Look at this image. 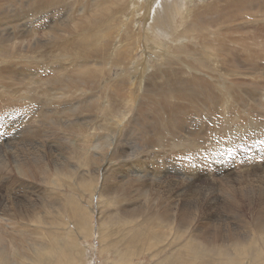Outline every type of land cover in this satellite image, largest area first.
Listing matches in <instances>:
<instances>
[{
	"label": "bare ground",
	"instance_id": "6f19581e",
	"mask_svg": "<svg viewBox=\"0 0 264 264\" xmlns=\"http://www.w3.org/2000/svg\"><path fill=\"white\" fill-rule=\"evenodd\" d=\"M11 1L12 0H0V13L2 12V9L6 6V4ZM21 1L22 2L20 4V1L19 3H17L18 1L15 0L16 3L14 4V6L16 7L18 4H20V6L24 9L23 10L24 12L25 10H27L25 9L26 5L30 6L31 7V8L29 7L30 10H33L34 12L36 11L40 12L36 9L38 8L39 10L44 11V8L46 9L50 7L48 6L47 3H51V1L49 0H21ZM38 1L41 4L38 5L37 4ZM75 1L78 3L80 0H75ZM119 1L121 0H114L112 1L113 4H110L111 2L110 0H97L95 7L90 8V11L94 10L92 14H86L84 17L82 18L80 17L79 19L77 18V15H73L72 16L73 17L72 19H74V22H72L73 25H68L66 27L67 29H61V30L59 29L58 33L55 34L57 36L56 38H59L62 36L64 37L65 35L68 36V34H70L71 38L73 39L72 37L73 33H74L73 36L78 35L79 37L77 41H72L71 44H68L69 47L67 48L64 47L66 46L65 42L67 41V36L65 39L62 38L63 44L60 45V48H59L60 49L59 53H63L64 51L69 49L67 52L69 53L73 61L79 59V58L76 59L75 55L76 57L78 56L82 58L81 61L78 60L79 64H78L77 69H73V71L71 70L65 71L68 73V77H69V80L67 81V83H66V80L64 81L65 84L63 86L66 97H69L72 95H75V96H72L71 99H68L65 102H57V103L52 102L54 109L51 110V112L44 111L42 113V117L43 116L46 117L47 115H49V118L48 116L46 117L48 118L47 122L48 120H52V119L55 120L54 122H51L50 129L45 127L46 130H43V131L48 133V135H45L44 137L46 141L50 143L49 146L50 147L52 146V149H51L52 151L50 153H54V152L59 153V155L56 153V156H57L56 159L53 158V160H48V159H45L43 155L41 156H43L44 158L38 159L37 157L36 158L34 157V159H31L33 155L31 154L32 156H30L29 158V155H30L29 154L28 158L25 155L24 156L28 160L31 159V161H24V162L19 161V162L14 163L15 160H12L13 159L12 157L10 158L6 157V155L3 157V160L1 161L3 165L1 164L2 166L0 168V264H75L76 262H80L81 264L82 262L86 261L85 259L86 248L82 243H79L78 240L80 241V239L82 238H89L92 236L94 232L93 230L94 229V226H93L94 214L92 212H94V210L91 204L89 205V207L83 204L84 198L87 194L83 192L82 186L79 185L78 187H76V184L73 182L72 179H70L72 175L68 173L67 178L62 180L59 177V173H58V170L62 168L70 169V171L73 173L76 169L81 168V167L84 168L83 171H85L86 174H89V175L97 174L96 181L100 179V176L103 177L102 183H99V182L95 183L93 189L91 190L93 194L97 193L101 197H104L105 194L107 193L106 204L109 207H106V209L114 207L117 210V212L120 214L130 213L129 215L130 220H126L122 216L118 217L116 215L115 217V218H119L122 221L123 225L125 224L124 228L120 226L115 227V225H113L114 218L112 220L108 219L110 215L113 213V211H110V210H108L103 215V217L105 216V219L104 221H101V223H99V226H98L99 228L98 231L100 232L99 238L102 243V249L104 248L103 243L105 245L108 244L105 241V238H107L108 236L114 237L118 235V239L110 240V242H112L111 244L109 243L111 247H116L119 244L120 245L124 244V247L126 246V244H129V246L134 245L136 243L138 244V247L136 249L128 247L129 249L126 248V250L122 253V257L123 256L127 257V254H130V257L126 260L125 264L128 263L132 255L134 254L136 256L138 254L140 255L142 251L151 249L158 242H163L162 240L156 238L153 235V233L155 235H158L157 233L154 232L156 231L155 227L156 226L158 227V225H160V221L163 220L162 217H164L161 214L162 213L161 208L158 209L160 210L161 213L155 210V207L150 211H147V208H144V207L139 209L138 213L140 214V217H144L143 222L134 221L136 219L135 213L137 212L136 205H135V208L129 207V206H127L129 207L128 209L127 207L123 208V206L127 205L130 199L134 196L133 193H135L136 195L138 192L142 193L145 188L147 189H146V192L145 191L144 192L147 194L148 192H151L152 189L157 192V194L155 195L156 197L153 196L151 198H148L149 200H153L157 198L158 202H161L162 201L161 197L164 199L165 206L168 211V213L166 212L168 214L167 217L173 225L176 224L175 226H177L178 224V226L180 225L182 228H185V232L189 231V233H191L189 235L190 236L189 242L182 244L181 247L179 246L178 248L172 249L174 250L172 251V254L169 256H165V261H164L165 264H244L246 261H248L247 264H263L264 263V249H262L261 245L254 243V240H253L254 237L256 236L255 229L258 228L259 237L261 240L264 241V218L260 217L262 211H259V214L256 212L258 210V206H257L258 204L256 205L252 201L246 203L244 200L245 206L250 207L252 205V207H256L257 210L254 212H251L252 215L251 217H249V219H247L245 215L243 216L241 214L238 225L236 224V226L233 227V229H237V230H234V232L232 231L233 230L232 228L225 229L221 225L216 226L217 223L216 224L214 223V226H215L214 228L212 226L213 225V222H212L213 219H211L212 217L207 216L201 210V206L205 208V205L207 204L204 203L205 205H203L200 203L201 201L199 202L195 199V198L201 199L202 193L201 192L199 193L198 191L195 196L189 197L188 191L191 190L190 187L192 186V184L184 183V181L181 182L179 181V179L178 180L170 179L169 187L163 184V182H160L161 184H158L156 182H148V181L137 182V180H142L143 176L145 177L152 176L158 173L157 171L155 173H151L152 171L149 170L151 169L150 164H153V166L155 164V166L157 167L160 166V164L161 166H164L165 165L164 161L163 162L155 161L154 163L148 164V162L145 160L146 157L144 158L143 156H139L135 158H131V157L127 158L124 155H122V153L117 152L118 149H121L120 142L123 140L124 137H127V138L132 137V139L138 142L139 145H144L146 148H147L146 145L152 142L156 143L158 148L162 147V145L160 144L163 143V141H165L166 133H169L168 134L169 137L167 138V140L169 139L170 141L176 143L177 141H175L174 139L180 138L182 140V143L179 142L180 145L182 146L187 145V148H188V145H189V143H187L189 142L187 140L188 138H186L185 135H183V133H179L176 130L177 124H181L180 126L183 125V122L187 118V117H184L183 115H187V114L189 115L190 111L193 110V109L191 110L190 105L192 104L194 105L198 103L199 101L205 104L206 112L203 110V113L212 114V111L214 108V109H217L216 111H218V115H219V110L221 109V107H223L224 98H223V95L218 96L215 90L217 88L221 90L220 86H218V81L221 78H223L227 73L230 74L229 72H227L229 68H226L225 66H223L222 69H226V71L225 72L224 70L221 71V67H222L221 65L220 68L214 69L213 72H211L212 75H210V79H212V82H208V80L203 77L201 78L197 77L196 74H194V76L192 75L193 77L187 76L188 78L186 81L183 78V76L187 72L184 69L181 70L185 66V63L183 62L184 59L177 60V62L179 63L178 67L164 66L161 68V66L160 67L152 66L154 70L151 71L149 68H144V71H142L143 70L142 69L141 70L142 72H140L139 68L141 67V61H142L140 58H143L144 54L142 51H138L137 52L138 54H135V52L137 48L136 43L137 42L140 43V39L142 37L137 32L134 34V36H131L130 34H128L127 31H125L127 33L126 36L122 35L119 29L120 23L124 22L122 21V18L117 19V18L109 17V15L116 12L118 8L121 6L120 5L121 3H119ZM221 1L228 4L229 8L225 10L224 9L221 10L220 8L221 3H219ZM79 4H80L79 6L76 5V8L78 9V11L76 12H79V15H82L84 14V11H85V5L82 3V0ZM149 5L152 6L151 0H150ZM10 6L12 5L10 4ZM161 6L163 7V5ZM17 8H19V6ZM158 8L159 7L155 8V10L158 14H160V8L159 10ZM199 9L201 11V15L198 14L199 11H197V9H194V10L187 9L186 13L183 12L184 14H182L183 19L185 21L184 27L186 26V28L189 29L190 32L191 30L194 29L193 31L195 32V34L193 32L190 33V35L193 34L191 35L192 39L193 40L196 39L199 41L198 42L199 44L200 43L202 44V45L200 44L201 47L199 48L204 49V51L202 50L201 53L199 54H201L204 59L206 57L207 59L210 58L211 61L212 59L215 62H218L219 60H221L222 64L226 62L228 63L230 62V65L232 64L237 65V64L245 63L244 67L246 68L244 69L250 70V72L246 76V77L251 78V80L248 82H252L254 84L256 83L257 85H259L258 82H261L262 80L261 81L257 80L260 76L258 75L259 73H257L258 71L255 70L256 68H254L255 67L254 65H257L255 64L257 60L264 59V53H262V50L264 49L262 48L264 47L263 46L264 45V0H216L212 3H208V4L206 3L205 5L201 4V6H199ZM144 10L149 11L150 8L146 10V5H145ZM17 11L18 10H16V12L14 13L16 14ZM7 14H11V12ZM154 14L155 12L153 13V15ZM35 16L37 17V14ZM36 17L34 18V21ZM42 18H43V14H42ZM250 18H253V19L249 21ZM85 19L87 21H85ZM36 20L37 22L39 21L38 19ZM126 20H127V23L132 22L130 17H127ZM0 22H3L2 18H0ZM127 23L125 26H128ZM258 23L261 25H258ZM193 25L195 27H191ZM37 27L35 30L36 31L40 30V28H37ZM1 28L4 29L5 27L3 28L0 26V29ZM98 28L101 29L102 31L101 33H97ZM186 28H185V32H186ZM246 29L247 30L252 29V31H248L247 34H244V30ZM59 32L62 33L60 34L61 36H59ZM208 33L210 36L208 35ZM100 34L102 35L101 37H100ZM27 35L28 36L26 37L25 35L24 37L20 35V37L22 39L24 38L26 39L27 37H29L28 32H27ZM177 35H179V33ZM183 35L185 34L183 33ZM34 36H35V33H34ZM251 39L252 40L253 39L263 40L262 42H260V44H262L261 45L262 49L255 50L249 47L250 46L249 43L251 42L250 41ZM59 40H61V38ZM23 41L25 40H22V41L19 40L18 42L15 41L16 46L18 44L19 45L22 44L23 46V43L25 44L26 42V41L25 42ZM153 41H155V43L158 44V41H156L155 39H153ZM1 42L3 41L0 38V43ZM31 42H28V43L30 44ZM41 43L44 45L43 40ZM68 43H69V38H68ZM37 45L34 46L35 48L33 47L30 48V46L29 47L27 46V48H30V49L38 48V49L43 50L42 47H39ZM127 45L129 46L127 47ZM191 45L194 46L191 49H194V48L198 49L197 48L198 44H195V42H193V44ZM144 46H145V42H144ZM25 47L26 46L22 47L21 51L27 50V48ZM109 47L111 50L109 57L106 58L103 52H102L103 54L100 55L99 51H105L104 49L109 48ZM235 47H238V49H235ZM184 48H187V47L184 46L183 49ZM207 48H210V49H207ZM0 49H2V46L0 47ZM46 49L51 50V52L58 51L57 47L51 48L49 46H46ZM70 49H73L76 51L72 50L73 51L72 52ZM213 50H216V51L213 52ZM205 51H208V52L206 53ZM45 52L46 50L43 53L44 55H45ZM169 52L170 50H168V52H164V51L161 52V50L160 52L155 51L153 54H155V58H157L155 59L156 63L158 62V65L159 64L162 65L165 63L173 64L172 63L173 57L171 58L167 54ZM190 52L196 53V51L194 50ZM32 53L35 55L33 58L30 57L31 60L35 61L36 59L38 60L39 58L44 57V55L41 52H39V50L38 51L35 50ZM33 54H30V55H33ZM173 54H178L177 57L179 56V53L177 52ZM185 54H189V53L186 52ZM223 54H226V55L223 56ZM70 56L68 58H70ZM13 58H11V61L17 62L18 59L16 60L14 58L16 60L14 61L12 60ZM63 58H67V57H63ZM93 59H108L110 62L104 63L103 61H100V63H94L91 61ZM193 59H194V62L196 61L197 63L198 61H201L200 63L204 62L203 60L197 59L195 57ZM24 60H27V59H24ZM169 60H171V62ZM191 61L186 62L185 60L186 62L185 67H187L188 69L192 71H197V69H195L196 68L195 63ZM7 62H10V60H6L4 63H7ZM190 62L193 63L195 66L192 65L193 66L192 67ZM249 64L252 68H248ZM0 65H2L0 66V76H3V74L13 75L10 72V70L6 69L5 65L7 64L3 65V63L0 61ZM114 65L120 66V73L116 74V76L114 75L115 78H112L111 77L112 68ZM235 65H232V66H235ZM75 66L76 65H74L73 67ZM157 67L160 68L159 71ZM202 68L203 67H201V69ZM16 69L17 68H15V70ZM244 69L243 67L241 68V70L243 71ZM230 70H231V67H230ZM205 71H202L204 73L200 71L201 76H205L207 78L208 73H205ZM219 71H221V73L219 74L220 78H218V74H215V73H219ZM160 72H163L162 74L164 76ZM238 74L234 73L232 74V76L226 75V77L227 76H231V77L224 79L230 85L228 87H224L227 90H229V91H226L225 93L232 95L233 101L228 106L229 107L228 117L224 115L223 119L213 124L216 129L221 130L222 132L221 136L217 138L218 141H220V139L223 140L225 138L227 142H231L233 138L236 139L235 138L236 135L231 134L230 128H225L226 132L223 131L222 129L224 125L229 127V123L231 122L232 115L236 116V120L239 126L243 125L242 128H244V131L246 130L245 129L246 127L244 126V121H246L249 117L257 118L261 116V112H260L261 110H259L257 107H249L247 105L246 97L244 96V94L245 93L252 94L254 102H256L255 100H258L259 97L262 98L263 95L261 96L260 92L256 90L257 87H255L254 84H251V83L249 84L244 78L243 80H240L241 76H236ZM244 75L242 77H244ZM62 77H64V75ZM5 78H6L7 84H10V86H13L17 89L15 92L17 93L18 96L13 97V96H16V94L12 96L10 93H5V94L7 96L13 97V99L11 97H8V99L14 100L15 98V102L17 103L19 102L20 105L15 104V103L11 104V101H10V102H7V104H5L4 106H2V102H0L1 103L0 105V119L1 120L0 121H2L4 118H7L8 116L14 115L15 112L16 113L21 112V114L24 113V115L28 117L29 114L25 113L23 109H26V108L35 109L34 107L35 103L34 102H33L34 104L31 103L32 102L31 99H33L32 94L34 93V90L30 89L29 85L27 86V90L23 89L21 85L15 86L14 80H17L18 77L15 78V77L7 76ZM228 80H230V82ZM56 81H54V85H53L54 87L56 85ZM43 82H45V79ZM57 83H60V81ZM94 85H96V87H94ZM9 87H6V88L8 89ZM2 88L4 89V87ZM84 89L86 90V92L87 90H91V89L96 90V92L92 93V95H89L88 93L90 92L83 93L85 92ZM24 90H26V92ZM15 92L13 91V93ZM44 92L45 91L43 90V93ZM80 92L81 94H83V98L78 97V96H81V95H78ZM146 94H149V95L147 96ZM93 95H96V98L92 97ZM1 96H2V93H0V97ZM54 96L56 95L54 94ZM211 96L214 98V104L212 102ZM147 97L149 99H147ZM27 99L31 100V102L30 103L27 102L28 101ZM206 101L208 104L206 103ZM105 103L108 104V108L106 109V112L111 113L109 115H112V113H114L116 115L115 119L109 117L108 115L101 116L99 114L98 111L103 107V104ZM263 103L256 102L257 105L260 104L259 106L262 107L261 109H264ZM10 105L11 106L14 105L15 107H10ZM38 109L36 108L35 111H32L31 116L37 115L40 112V111L38 112ZM124 109H125V112L122 111ZM66 111L70 112L69 115L68 113L66 114ZM84 112L86 114H83ZM161 112L167 114V117H168L167 121L163 120ZM65 115H67V117ZM213 116L214 114L209 116L210 119ZM121 118L123 120H126L127 123H125ZM261 118L263 117L261 116ZM254 124L256 125V123ZM25 125L26 126L28 125L27 122ZM100 126H104V127H108V129H112L114 131L113 137L110 136L111 134L109 136L108 135L105 136L103 133L102 134L98 133L100 132L99 130ZM28 129L29 127H27V130ZM92 129H94L95 133H98V134L91 135L90 137L88 134H89V131ZM206 129H207V126L206 127L204 125L201 126V133L203 134L206 133L205 134L206 136L203 135L201 137V144L206 143L202 149L206 154H209L212 151L209 150L207 146H210V144L215 145V146H217V144L218 145H221V144L217 142L216 140L217 136H214V135H213L214 138L211 137V139L206 140L207 135L211 134L209 133V131L203 132ZM257 129H260V128H257ZM38 130H40V128H38ZM35 131H36V128H35ZM38 132L40 133V131ZM77 132L84 133L83 139H81L80 137H78L77 139L76 138L73 139V137L75 136ZM110 133H111V130H110ZM68 134H71L70 139H66V136ZM259 135L257 134L256 137H259ZM80 141H83V143H79ZM148 145L151 146L150 144ZM124 146H128V145H124ZM177 148L179 149V147ZM26 149L28 150L27 147ZM110 149L112 151L111 154H109ZM138 152H139V149H138ZM50 153L49 155H51ZM141 153L145 155H149L151 157H155V158L158 157L156 156L158 153L157 154L154 152L152 153L151 151H148L145 149H143ZM227 153L230 154L231 152H227ZM72 154L73 156L71 157L70 155ZM187 154L189 155V153ZM187 154L184 152H181V153H175L174 155H177L176 157L181 158V160H177V162L181 163L180 171L182 173H185L189 170L190 174H192L194 178H197L200 175V170L198 168H194L192 166H191L192 169L186 168L188 167V165L184 159L188 157L190 158L192 157V156H187ZM51 156L49 157V159L51 158ZM58 156H61L60 157L61 159H59ZM108 156L111 157L110 159L113 160L111 164H108V160H107ZM19 158H21V156ZM123 158H126V159H123ZM22 160H23V157H22ZM59 160H61L60 161L61 163H59ZM225 160H227V158ZM157 162H159L160 164ZM234 162L237 163L238 165L243 164L242 165L243 168H240L242 169L240 171L243 174H244V171L247 172L245 174H248L249 172H251L252 171L251 168L253 169H256V168L263 169L264 168L263 166L264 157L262 155H256L254 157H251V159H247L246 161L236 158ZM252 162L257 163L258 165H261V166L252 167L250 165ZM220 163L225 166H222L221 169L216 168L217 170H215L213 174L210 173L204 176H206V178L214 177L213 181L214 182L216 181V183L219 182L220 187L223 186L224 183H226L224 181V179L226 178L228 181H227V184H224V185L228 186V188L230 189L229 190L225 188L227 190L225 192V194L227 195L226 199L228 200V197L233 195L232 192L234 191L235 186H236L235 181H234L235 179H237L234 176V174L236 173L233 172L234 174L232 175L231 171H228V166H230L228 162L221 160ZM3 166L6 169L5 171L2 170ZM157 167H154V168L155 170L158 169L160 173L164 171L163 170L164 168L160 169ZM54 171L55 173H58L57 177H54V175L52 174V172ZM205 173H207V171H205ZM7 174L11 175L10 180L7 177ZM35 174H38V178L36 180L34 179ZM62 175H65V174H62ZM262 175L261 176L257 175V176L263 177ZM16 177H18L17 180L20 182V184L17 183ZM124 178H127L128 180L130 179L131 182L129 181L130 183H127L126 182L127 180H124ZM131 178H134V179L131 180ZM255 178L257 177L255 176ZM58 181H62L65 184H68L73 194L77 192L81 200H78V197L76 195H69L67 197V194L65 191L55 192V190H49L51 187L49 189L48 187L46 189H43V185L46 186V184L48 183L51 186V185L56 184ZM125 183L127 184L125 185ZM160 185H163V186H160ZM253 185L255 186L254 183ZM245 187H248V186H245ZM114 192H120V197L117 200H112V198L110 197V194H113ZM258 193H259V190H258ZM123 194H126L127 196L125 199L122 196ZM216 199L217 198H215V200ZM263 200L262 199L259 200V207L264 206ZM18 201L24 202L26 205L25 208H30V209L27 212H24L25 210L23 211V209H21L22 208L21 204L23 203H19ZM8 202H12V203L10 204ZM151 204L152 203H150V205ZM153 206H160V203L159 205H153ZM161 206L164 209V206L163 205ZM242 206H244L243 203H242ZM242 206L240 205L236 206V209L240 210ZM262 208L264 207H261V209ZM35 218H38V219H35ZM16 219H18V221ZM202 219H208V222L206 223L205 228L203 224L204 222L202 223L201 221ZM254 220L257 221L256 222L257 224L254 222ZM198 222H201V224L199 225ZM108 224H110L109 228H108ZM187 224L188 225L190 224V226L185 227ZM251 225L256 226V228H252ZM191 226H194L193 231H190L189 229ZM126 227H128V229H126ZM210 227L213 229H210ZM173 228L174 227H172V229ZM244 229L245 231L243 232ZM105 232H108L107 236H105ZM141 244L143 246L139 247ZM171 244H173V242ZM169 246L171 245L169 244ZM153 252H156V250H153ZM194 259H199L200 262L194 261Z\"/></svg>",
	"mask_w": 264,
	"mask_h": 264
},
{
	"label": "rangeland",
	"instance_id": "374dc122",
	"mask_svg": "<svg viewBox=\"0 0 264 264\" xmlns=\"http://www.w3.org/2000/svg\"><path fill=\"white\" fill-rule=\"evenodd\" d=\"M17 1H18L17 3H19V1H20V4L22 2L21 0H17ZM49 1H51V3H47L48 6H50V7L46 8L47 10L44 8V11L43 10L41 11V10H39L37 8L36 10H38L40 12H37L36 11L37 12L36 13L33 10H30L31 7L30 6H27V5L25 6L26 7L25 9H27V10H25V12H24L23 11L24 9L20 6V4H18L15 7L14 4L16 2H15V0H12L11 2H9L12 6H10V4L7 3L6 6L4 7L5 10L3 8L2 9V12L0 13V18H2V21H3V22H0V26L3 27V28L4 27L7 28V29H5V28L4 29H2V28L0 29V38L3 41V42L0 43V47L2 46V49H0V61L3 63V65L4 64H7V65H5L6 66V69L7 70H10V72L13 74V75H4L3 74V76H0V85L2 87H4V89H5L4 90L0 86V93H2V96L0 97V102H2V106H4L5 104H7V102H10V101H11V104H14V103L15 104H19V102L18 103L15 102V98H14V100L8 99V97H11L12 95H15L16 94V96H13V97H17L18 95L15 92L17 89L15 87H13V86H10V84H7L6 83L7 81H6V78H5L7 76L8 77H15V78L18 77L17 80H14L13 79L15 81V86L16 85L17 86L21 85L23 89H26L27 90V86L29 85L30 86V89H33L34 90V93L32 94V96H33V99H31L32 102H31V100H28V99H27L28 100L27 102H29V103L30 102L31 103L34 102L35 103V106H34L35 109L36 108L38 109V107H39L38 112L39 111L41 112V113L40 112L39 113L37 112L38 113L37 114L38 117H37V115L31 116L32 115V111H35V109L26 108V109H23V111H25V113L29 114L28 117H26L24 115V113L21 114V112H17V113L15 112L14 115L8 116L7 118H4L2 121H0V124H1L0 125V168L3 165V163H1V161L3 160V157L5 155H6V157H9V158L12 157L13 159L12 158L11 159L12 160H15L14 163L15 162H19V161L20 162L31 161V159H34V157L35 158L37 157L38 159L39 158L41 159V158H44L45 157V159L53 160V158L56 159V157H57L56 156V153L59 155L58 152L50 153L52 151L51 150L52 149V146L51 147L49 146L50 143L48 141H46V139L44 137L45 135H48V133L45 132V131H43V130H46V128H49L50 129L51 128L50 127L51 122H54L55 120L52 119V120H48V122H47V119L49 118V115H47L48 118H46L47 116L46 117H44V116L42 117V113L44 111L51 112V110L54 109L53 103L65 102L66 100L71 99L72 96H75V95H72V96L66 97V94H65V91L63 89V86L65 84L64 81L66 80V83H67V81L69 80V77H68V73L65 72V71H67V70L73 71V69H77L78 68V64H79V61L78 60L81 61L82 58H80L78 56L76 57V55H75V58L76 59L79 58V59L73 61L72 58H71V56L67 52L69 49L66 50V51H64L63 53H59L60 52L59 51L60 50L59 49L60 48V45L63 44L62 43L63 42L62 41V38L65 39L67 35H65L64 37L62 36V37L56 38L57 36L55 34L58 33V30L59 29L60 30L61 29H67L66 27L68 25H73V23H72V22H74V19H72L73 18L72 17L73 15H77V18L79 19L80 17L81 18L84 17L86 14H92V12L94 10L90 11V8H92V7L94 8L95 7V4L97 3L96 2L97 0H82V3L85 5V11H84V14H82V15H79V12H76V11H78V9L76 8V5L79 6L80 5L79 3L81 2V0L78 3L75 0H58L59 2L57 0H49ZM110 1H111L110 4H113L112 1H114V0H110ZM214 1H216V0H151L152 6H150L149 5L150 0H121V1H119V3H121L120 4L121 6L118 8V10L116 12H114L111 15H109V17H111V18H117V19L122 18V21H124V22H121L120 23V26H119V29H120L122 35H125L126 36L127 33L125 31H127L128 34H130L131 36H134V34L137 32L142 37L140 39V43L139 42L136 43L137 44V48H136V52H135V54H138L137 53L138 51H142L143 54H144L143 55V58H140L142 60L141 61V67L139 68V71L140 72L144 71V68H149L152 71V70H154L152 66H155V67L156 66H159V67L161 66V68L164 67V66H175V67H178L179 66V63L177 62V60H179V59H182L183 60L184 59L183 62L185 63V66H186V62L192 60L191 62L195 63L196 66L193 63L190 62L191 63V66L194 65L196 67V68L195 67L194 68L197 69V71H192V70L188 69L185 66H184V68L181 69V70L184 69L187 72L183 76V78L186 81H187V78H188L187 76H190L191 77L192 75L194 76V74H196L197 77H200V78L203 77V78L207 79L208 82H212V79H210V75H212L211 72H213L214 69L220 68L221 65H222L221 71H223V70H224V72L226 71V69H222L223 66H225L226 68H229V70L227 72H229L230 74L227 73L226 75H231L232 76V74H234V73L235 74H238V73L241 72L240 74H238L236 76H241L240 80H243V78H244L248 82V81L251 80V78L250 77H246V76L250 72V70H248V69L245 70L244 69V68H246V67H244L245 63L237 64V65L232 64V65H235V66H232V65H230V62L229 63L226 62V63L222 64V61L221 60H219L218 62H215L213 59H212V61H211L210 58L207 59V57L204 59L202 57V55L199 54V53H201L202 50L204 51V49L199 48V47H201L202 44L200 43L201 44L200 45L198 43L199 42L198 40H196V39L193 40L192 39L191 35H193V34L190 35V33H192V32L195 34V32L193 31L194 29L191 30V32H190L189 29L186 28V26L184 27V22L185 21L183 19V15L182 14L186 13L187 9H193V10L194 9H197V11H199L198 14L201 15V11L199 9V6H201V4H204L205 5L206 3L208 4V3H212ZM219 3H221V7H220L221 10H223V9L225 10V9H228L229 8V5L226 4L225 2H222L221 1ZM37 4L39 5L41 3H39V1H38ZM47 4H45V5H47ZM144 4L146 5V10H148L150 8L149 11H145L144 10V7H145ZM161 5H163V7ZM227 5H228V7H227ZM18 6H19V8H17ZM154 7L155 8H157V7L160 8V14H158L156 12V10H155ZM159 8H158V10H159ZM20 9L22 10V12H21ZM48 9H50V10H48ZM16 10H18V11L15 14L14 12H16ZM31 11L34 12V13H32ZM153 11L155 12L154 15H153V13H154ZM10 12H11V14H7V13H10ZM36 14H37V17L35 16ZM42 14H43V18H42ZM162 14H163V16H162ZM7 16H8V18H7ZM13 16L14 17L17 16V17L14 18ZM32 16H34V17H32ZM35 17H36V19L39 20L38 22H37L36 19L34 21V18ZM127 17H130L131 18V21H132V22H130L131 24L130 23H127V20H126ZM29 18H31V19H29ZM42 19H43V21H42ZM251 19H253V18H250V20L249 19L248 20L251 21ZM85 21H87V20L85 19ZM126 23L128 24V26H125ZM37 24H39V25H37ZM258 25H261V24L258 23ZM36 27L37 28H40V30L36 31L35 30ZM191 27H195V26L193 25ZM185 28H186V32H185ZM182 29H184V30H182ZM26 31L29 33V37H27L26 39L25 38L22 39L20 37V35L23 36V37H24V35H25V37L28 36ZM248 31H252V29L251 30H247V29L244 30V34H247ZM101 32H102L101 29L98 28L97 33H101ZM124 32H125V34H124ZM182 32L185 35H183ZM34 33H35V36H34ZM178 33H179V35H177ZM60 34H62V33L59 32V36H61ZM73 34H72L73 39L71 38V35L68 34L67 41L65 42V45L66 46H64L65 48L69 47L68 44H71L72 41H77L79 39L78 35H74L73 36ZM189 35H190L191 39H190ZM208 35H209V33H208ZM31 36L32 37L34 36L33 37L34 39L36 37V39L34 40ZM101 36L102 35L100 34V37ZM186 36H188V37H186ZM60 38H61V40H59ZM68 38H69V43H68ZM40 39L43 40L44 45L41 43L42 40H40ZM153 39H155L156 41H158V44H156L155 41H153ZM19 40H21V41L22 40H25L26 42L23 41V42H25V44L23 43V46H22V44L19 45L18 43H17L18 45L16 46V42L15 41L18 42ZM31 40H32V42L34 44L31 42ZM191 40L193 42H195V44H198V46L196 45L198 49H195V48L194 49H191L192 47H194V46L191 45V44H193V42ZM250 41L251 42L249 43L250 44L249 47H251L252 49L260 50V49L264 48V47L261 46L262 44H260V42H262L263 40H259V39L258 40L257 39H253L252 40L251 39ZM28 42H31V43L29 44ZM144 42H145V46H144ZM36 45L39 46V47H42L43 50L38 49V48L33 49V48H35L34 46H36ZM129 45H127V47ZM183 45L185 47H187V48H184L183 49V47H184ZM24 46H26L25 48H27V46L28 47L30 46V48L33 47L32 48L33 50L30 49V48H27L28 51L27 50H22L21 51L22 47H24ZM46 46H49L51 48H56L57 47V49H58L57 52L59 54L57 52H51V50L46 49ZM188 47H189V49H188ZM207 49H210V48H207ZM235 49H238V47H235ZM35 50H37V51L39 50V52H41L42 54L46 50L45 55L43 54L44 57L39 58L38 60L36 59L35 61L34 60H31V58H33L34 55H35L32 52H34ZM70 50L72 51L73 49H70ZM104 50L105 51H99L100 52V55H102L104 53V56L106 58L109 57L110 56V51H111L110 50V47L109 48H105ZM160 50H161V52L162 51L168 52V50H170V52H169L170 54L169 53H167V54L171 58L173 57L172 58V63L173 64L165 63V64H162V65H160V64L158 65V62L156 63V60L155 59H157V58H155V54H153V53L155 51L160 52ZM188 50H190V51L194 50V51H196V53L195 52L194 53L193 52L191 53ZM73 51H76V50H73ZM215 51L216 50H213V52H215ZM146 52H148V53H146ZM176 52L179 53V56L178 57H177L178 54H173V53H176ZM184 52L185 53L187 52L189 54H185ZM205 52L207 53L208 51H205ZM29 53L30 54H33V55H30ZM262 53H264V49L262 50ZM225 55L226 54H223V56H225ZM13 56H14V58L16 60L18 59L17 62H12L11 61V58H13ZM69 56H70V58H68ZM63 57H67V58H63ZM194 57L197 58V59H201L204 62L203 63H200L201 61H198V63L196 61L194 62V59H193ZM14 58L12 60L16 61ZM20 59H22V60H20ZM24 59H27V60H24ZM40 59H41L42 62L40 61ZM66 59H68V60H66ZM6 60H10V62L4 63ZM46 60H48V61H46ZM185 60H186V62H185ZM91 61L94 62V63H100V61H103L104 63H109L110 62L108 59H93ZM169 61L171 62V60H169ZM42 63H43V65H42ZM71 64H73V65H71ZM255 64H257V65H254L255 67L254 66L253 67L256 68L255 70L258 71L257 73H259L258 75L260 76L257 80H260V81L262 80V81L261 82H258L259 85H257L256 83L254 84L252 82H248V83L249 84L250 83L251 84H254L255 87H257L256 90H258L260 92L261 96L263 95L262 98L259 97L260 100L258 99V100H255V101L257 103H263L264 102V100H263L264 99V77H263L264 76L263 75L264 74V59L257 60L255 62ZM74 65H76V66L73 67ZM226 65H228V66H226ZM0 66H2V65H0ZM246 66H248V65H246ZM14 67L17 68L18 71H17V69L15 70ZM53 67H54V69H53ZM159 67H157L158 68V71L160 70ZM201 67H203V68L201 69ZM230 67H231V70H230ZM242 67H243L244 71L241 70ZM248 68H252L250 66V64H249V67ZM205 70L208 71V72H206ZM200 71L201 72L202 71H205V73H208V77L206 78L205 76H201V72ZM221 71H219V73H215V74H218V78H220V75L219 74L221 73ZM61 73L64 75V77H62L63 75ZM118 73H120V66H115L114 65L113 68H112V75H111V77L112 78H115L116 74H118ZM160 73L162 74L163 72H160ZM202 73H204V72H202ZM242 74L243 75L246 74V75H244V77H242L243 76ZM226 75L218 81V86H220L221 90L218 89V88L215 90L218 96H220V95L222 96L223 95V98H224L223 107H221V109L219 110V115L220 116L218 115V111H216L217 109H214L213 108L212 114H214V116L210 119L209 116H211L212 114L203 113V110L206 112L205 104L204 103H201L199 101L198 103H196L197 105L196 104L190 105L191 110L192 109L193 110L190 111V114L189 115L188 114L187 115H183L184 117H187L185 119V121L183 122V125L180 126L181 124H177V127H176L177 129L176 130L179 133H183V135H185V137L188 138L187 139L189 141V142H187V143H189L188 148L190 147L191 149L190 148L188 149L187 148V145H183V146L180 145L179 142L182 143V140L180 138L179 139H177V138L174 139L175 141H177L176 143L170 141L169 139L167 140V138L169 137L168 136L169 133H166L165 141L167 143L165 141H163V143L160 144V145H162V147H159L158 148L157 144L154 143V142H152V143H148L151 146H149L147 144L146 145L147 148H146L144 145H139V143L136 142L134 139H132V137L131 138L130 137H128V138L127 137H124L123 140L120 142L121 143V145H120V148L121 149H118L117 152L122 153V155H124L127 158H130V157L131 158H135V157H139V156H143L144 158L146 157L145 160L148 162V164L154 163L155 161H159V162H163L164 161L165 162V165L164 166H161V164L159 162H157V163L160 164V166H158V167L155 166V164H154V166H153V164H150V168L151 169H149V170L152 171L151 173H155L156 171L158 173H156L155 175H152V176H146V177L143 176V179L144 180L143 179L142 180H137V182L148 181V182H156L158 184H161L160 182H163V184H165L166 186L169 187L170 179H174V180H176V179L178 180L179 179V181H181V182L184 181V183L192 184V186L190 187L191 190L188 191V195H189V197H192V196H195L198 191H199V193L200 192L202 193L201 194V199H199V198H195V199L197 201H199V202L201 201L200 203L203 204V205L207 204V205H205V208L203 206H201V210L207 216H211L212 217L211 218V219H213L212 220V222H213V225L212 226L215 228L214 223L215 224L217 223L216 226L221 225L225 229L226 228H232L233 229V227L236 226V224L238 225V222L240 220V215L241 214L243 216L245 215V217L247 219H249V217H251V215H252L251 212H254V211L257 210V208L256 207H252V205L250 207H252L253 209L250 208L249 206H245L244 200H245L246 203L252 201L256 205L258 204L257 205L258 206V210L256 212L259 214V211H262L260 217L261 218L262 217L264 218V208L261 209V207H264V206H260L259 207V200H261V199L263 200L264 199V197H263L264 196L263 195L264 194V185H263L264 184V181H263L264 180V174H263L264 172H262V171H264V168L263 169H261V168H256V169L251 168L252 171L249 172L250 175H249V173L248 174H245V173H247L245 171H244V174H243L240 171V170H242L240 168H243V166H242L243 164L242 165H238L237 163L234 162V160L236 158H238L240 160H245L246 161L247 159H251V157H254L256 155H262L264 157V125H263L264 124V122H263L264 121V109H261L262 107L259 106L260 104L257 105L256 102H254V99L252 97V94L245 93L244 96L246 97L247 105L249 107H257L259 110H261L260 112H261V116L263 118H261V116L260 117H257V118H255V117H249L246 121H244V126L246 127L245 128L246 130L244 131V128H242L243 125H240L239 126L238 123H237V120H236V116L232 115L231 116V122L229 123V127L226 126V125H224L222 129H223V131H225V128H230L231 134L236 135V137H235L236 139L233 138V140L231 142H227L225 138L223 140L220 139V141H218L217 138H219L221 136V133L222 132H221V130L216 129L213 124H215L219 120L223 119L224 115L226 117H228V115H229V107L228 106L233 101V96L230 95V94H226L225 93L226 91H229V90H227L224 87H228L230 85L224 79L231 77V76H227L226 77ZM59 77H60V79H59ZM233 77H235V76H233ZM248 78H250V79H248ZM31 79H33V80H31ZM42 79H43V81L45 79V82H43ZM230 80H228V81L230 82ZM253 80H255V79H253ZM54 81H56L55 87L53 86L54 85ZM59 81H60V83H57ZM6 87H9L10 90H9V88L7 89ZM94 87H96V85H94ZM251 88H253V87H251ZM26 90H24V91L26 92ZM43 90L45 91L44 93H43ZM92 90L93 89L87 90V92H86V90L84 89L85 92H83V93L90 92L88 94L89 95H92V93H95L96 92V90H93V91ZM13 91L15 93H13ZM60 91H62V92H60ZM5 93H10L11 96H7ZM54 94L56 96H54ZM78 95H81V96H78L79 98H81V97L83 98V94H81V92ZM146 95L148 96L149 94H146ZM34 96H35V98H34ZM98 96H99V94H98ZM13 97H11V98L13 99ZM92 97H95L96 98V95H93ZM147 99H149V98L147 97ZM211 99H212V102L214 104V98L212 96H211ZM87 101H89V100H87ZM206 103H207V101H206ZM0 105H1V103H0ZM212 106H214V105H212ZM10 107H15V106L14 105H12V106L10 105ZM107 108H108V104L107 103L103 104V107L98 111L99 114L101 116L108 115L109 117L115 119L116 115L114 113H112V115H109L111 113L106 112V109ZM122 111L125 112V109L122 110ZM67 113L69 115L70 112L66 111V114ZM83 114H86V113L84 112ZM161 114H162L163 120L164 121H167L168 120L167 114L166 113H162V112H161ZM239 114H240V112H239ZM65 116L67 117V115H65ZM256 119H257V121H256ZM261 119H263V120H261ZM123 121L125 123H127L126 120H123ZM26 122L28 124L27 126L25 125ZM44 122H45V124H44ZM254 123H256V125ZM260 123H262V124H260ZM46 124H47V126H46ZM202 125H204L205 127L207 126V129L205 131H203V132H208L209 131V133H211V134L207 135V137H206L207 139L206 140L211 139V137L214 138V136H217L216 137V140H217V142H219L221 144V145H218L217 144V146L210 144V146H207V148H209V150L212 151V152L209 151L210 152L209 154H206L203 151V149H202L205 146V144H206V143L201 144V137L203 135L206 136L205 135L206 133H204V134L201 133V126ZM27 127H29L28 130H27ZM35 128H36V131H35ZM38 128H40V130H38ZM208 128H209V130H208ZM257 128H260V129H257ZM106 129H108V127L100 126L99 127L100 132H98V133H101V134L103 133L105 136L106 135L109 136L111 134L110 136L113 137L114 131L112 129H108V130H106ZM241 129L243 130V132H242ZM110 130H111V133H110ZM38 131H40L41 134ZM98 133H95V130L92 129V130L89 131V134L88 135L91 137V135L98 134ZM217 133H219V134H217ZM242 133H244V134H242ZM223 134H225V133H223ZM257 134L258 135L260 134L259 137H256ZM19 135H21V136H19ZM83 135H84V133H78L77 132L75 134V136L73 137V139H75V138L77 139L78 137H80L81 139H83ZM70 136H71V134H68L66 136V139H70ZM27 137L29 138V140H28ZM85 137H86V135H85ZM13 140H14V142H13ZM127 141H128V143H127ZM28 142H30V143H28ZM79 143H83V141H80ZM122 143L124 145H128V146H124ZM222 144H223V146H222ZM22 145H24V146H22ZM152 145H154V146H152ZM25 146L28 148V150L26 149ZM143 146H144V148H143ZM155 146H157V147H155ZM133 147H135V148H133ZM177 147H179L180 150ZM184 147H185L186 150L184 149ZM216 147H217V149H216ZM130 148H132V149H130ZM162 148H163V150H162ZM138 149H139V152H138ZM143 149L148 150V151H151L152 153L153 152L156 153V154L158 153L156 155L158 157L155 158V157H151L149 155L142 154L141 151ZM44 150H46V151H44ZM132 150H134V151H132ZM174 151H176V152H174ZM48 152L52 156L49 155ZM181 152H184L186 154L189 153V155L187 154V156H192L191 158L188 157V158H185L184 159L187 162V165L189 167V168L188 167H186V168L187 169H192L191 166L194 167V168H198L200 170L199 177L194 178V176H192V174H190V171L189 170H188L189 172L187 171L185 173H182L180 171L181 170L180 169L181 163L177 162V160H181V158L176 157L177 155H174V154L175 153H181ZM227 152H231V153L229 154ZM111 153H112V151L110 149L109 154H111ZM15 154H17V155H15ZM31 154L33 155V157L28 160L27 159L28 158V155H29V158H30V156H32ZM34 154H35V156H34ZM216 154H217V156H216ZM19 155L21 156V158H19L20 157ZM41 155H43L44 157L41 156ZM134 155H136V156H134ZM50 156H51V158L49 159ZM70 156L72 157L73 154L70 155ZM211 156H213V157H211ZM22 157H23V160H22ZM58 157H59V159H61L60 158L61 156H58ZM110 158L111 157H109V156L107 157L108 164H111L113 162V160L110 159ZM226 158H227V160H225ZM260 158H262V157H260ZM260 158H259V160H260ZM123 159H126V158H123ZM228 159H229V161H228ZM221 160H223L225 162H228V164L230 165V166H228V171H231V174L232 175L234 173H236V174H234V176L237 178V179L234 180L236 186H235L234 191L232 192L233 195L230 196V197H228V200L226 199L227 195L225 194V192L227 190L225 188H227V189H229V188H228V186L224 185V184H227V181L228 180L226 178L224 179V181L226 183H224L223 184L224 187L221 186L222 187L221 188L219 182L216 183V181L215 182L213 181L214 180V177H208V178H206V176H204V175H208L210 173L213 174L215 172V170H217L216 168L221 169L222 166H225V165H222L220 163ZM60 161L61 160H59V163H61ZM248 163H249V161H248ZM250 165L252 167H259V166H261V165H258L257 163H254V162H252ZM154 167H157V168H160V169H163L164 168L163 169L164 171L160 173L158 171V169L155 170ZM232 168H234V169H232ZM2 170L3 171L6 170L4 168V166H3V169ZM83 170H84L83 167L76 169L73 173L70 171V169H66V168H62V169L58 170L59 177L62 180L65 179V178H67V174L68 173L73 176V177L71 176L70 179L73 180V182L76 184V187H78L79 185L82 186L83 192L87 194L85 196V198H84V203L83 204L86 205V206H88V207L91 204L92 205V208L94 210V212L91 211L94 214V218H93V226H94V229L93 230H94V232H93L92 236L89 237V238H82L83 240L80 239V241L78 240V242L79 243H82L85 246V248H86V255H85L86 261L85 262H82L81 264H85V263L86 264H125L126 260L130 257V254H127V257L126 256H123L122 257V253L128 247L129 248L136 249L138 247V244L136 243L137 245L134 244V245H130V246H129V244H126L125 247H124V244H122V245L119 244L116 247H111L110 244L112 242H110V240L111 239H114V240L118 239V235H116L114 237L108 236L107 238H105V241L108 244L105 245L103 243L104 248L102 249V243H101L100 238H99L100 237V232L98 231L99 230L98 226H99V223H101V221H104V219H105V216L103 217V215L108 210H110V211H113V213L110 215V217L108 219L112 220L114 218L113 225H115V227L120 226V227H123L124 228L125 227V224L123 225L122 221L119 218H115V217L117 215L118 217L122 216L126 220H130V217H129L130 213L129 214H127V213L120 214V213L117 212V210L114 207L113 208L106 209V207H109L106 204V201H107V193L105 194L104 197H101L97 193H94L93 194V192L91 190V189H93L95 183H97V182L102 183L103 177L100 176V179L98 181H96L97 174H91V175H89V174H86L85 171H83ZM205 171H207V173H205ZM101 172H103V171H101ZM58 173H55V171L52 172V174L54 175V177H57V174ZM62 174H65V175H62ZM257 175L258 176H261L262 175L263 177H258ZM255 176L257 178H255ZM7 177L9 178V180L11 179V175L10 174H7ZM18 177H16V181H17L18 184H20V182L17 180ZM51 177H53V176H51ZM37 178H38V174H35L34 175V179L36 180ZM246 178H248V179H246ZM132 179H134V178H131V180ZM124 180H127L126 181L127 183H130L131 182L130 179L128 180L127 178H124ZM249 180L251 181V183H250ZM127 183H125V185ZM211 183H213V184H211ZM241 183H243V184H241ZM253 183L255 184V186L253 185ZM56 184L50 186L47 183L46 186L43 185V189H46L47 187L49 189L51 187L49 190H55V192H60V191L63 192V191H65L66 194H67V197L69 195H76L78 197V200H81V198L78 196L79 194L77 192L75 194H73V192L70 190L68 184H65L62 181H58ZM151 184H153V183H151ZM216 184H217V186H216ZM257 184H258V186H257ZM237 185H238V187H237ZM86 186H88V187H86ZM160 186H163V185H160ZM242 186H244V187H242ZM245 186H248V187H245ZM210 187H211V189H210ZM243 188H244V190H243ZM259 188H261V189H259ZM146 189L147 188L144 189L145 192H146ZM202 189H204V190H202ZM247 189H249V190H247ZM57 190H59V191H57ZM258 190H259V193H258ZM144 191L142 193L141 192H138L137 195L135 193H133L134 196L130 199V201H129V203L127 205L123 206V208L124 207H127V206L135 208V205H136L137 212L135 213L136 214V219L134 221H139V222H143L144 221L143 220L144 217H140V214L138 213V210L141 209L142 207L147 208V211H150V210H152L155 207V210H157L158 212H160V210H158V209L161 208L162 213L161 212L160 213L165 218L161 216L163 218V220L160 221V225H158V227L157 226L155 227V230L156 231H154L158 235H155L154 233H153V235L156 238L162 240L163 242H158L151 249H147V250L142 251L140 253V255L139 254L137 256L135 254L132 255L131 259H129V261H128L127 264H165L164 263L165 256L171 255L172 254V251H174L172 249L178 248L179 246L181 247L182 244H185V243L189 242L190 241L189 240V237H190L189 235L191 233H189V231L188 232H185V228H182L180 225L178 226V224H177V226H175L176 224L173 225L170 222V220L167 217L168 211H167L166 206H165V201H164V199L162 197H161V199H162L161 202H158V199L157 198H155L153 200H149L148 199V198H151L153 196L156 197L155 195L157 194V192L155 190L152 189L151 192H148V194L145 193ZM214 193H215V195H214ZM221 193L224 194L225 196L222 195ZM150 194H151V196H150ZM122 196H123L124 199L127 197L126 194H123ZM110 197L112 198V200H117L120 197V192H114L113 194H110ZM144 197H145V199H144ZM215 198H217V199L215 200ZM146 199H148V200H146ZM155 200H156V202H155ZM225 200H227V201H225ZM147 201H148V203H147ZM256 201H258V202H256ZM149 202L152 203L153 205H159V203H160V206L163 205L164 206V209H163L162 206L160 207V206H153L152 204L150 205ZM8 203L11 204L12 202H8ZM19 203H23V204H21V206H22L21 209H23V211L25 210L24 212H27L30 209V208H25L26 205H25L24 202H19ZM242 203H243L244 206H242ZM239 205L242 206L240 208V210L239 209H236V206H239ZM151 206H153V207H151ZM212 206H213V208H212ZM215 206H216V208H215ZM217 206H219V207H217ZM129 207H127V209ZM254 208H256V209H254ZM35 219H38V218H35ZM16 220L18 221V219H16ZM216 220H218V221H216ZM201 221H202V223L204 222L203 224H204V228H205V225L208 222V219H202ZM254 222L256 223L257 221L254 220ZM190 224L189 225L187 224L185 227L190 226ZM198 224L200 225L201 222H198ZM109 225L110 224H108V228H109ZM258 226H259V224H258ZM128 227H126V229H128ZM172 227H174V228L172 229ZM251 227L252 228H256V226H253V225H251ZM193 228H194V226H191L189 228L190 231H193ZM210 229H213V228L210 227ZM234 230H237V229H233L232 231L234 232ZM244 231H245V229L243 230V232ZM255 231H256V236L253 239L254 240V243H257V244L261 245L262 249H264V246H263L264 241L261 240L260 237H259L258 228H256ZM107 235H108V232H105V236H107ZM171 241L173 242V244H171L172 243ZM168 242H169V244L172 247L169 246ZM174 242L175 243L177 242V243L175 244ZM190 244H192V243H190ZM142 246L143 245L141 244L139 247H142ZM153 250H156V252H153ZM194 261L200 262L199 259H194ZM191 263H193V262H191ZM247 263H248V261H246L244 264H247ZM75 264H80V262H76Z\"/></svg>",
	"mask_w": 264,
	"mask_h": 264
}]
</instances>
